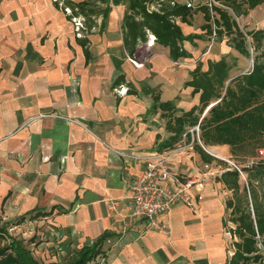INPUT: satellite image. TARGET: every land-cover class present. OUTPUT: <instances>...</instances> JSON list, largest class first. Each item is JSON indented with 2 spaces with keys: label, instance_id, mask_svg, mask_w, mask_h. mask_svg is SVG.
<instances>
[{
  "label": "crops",
  "instance_id": "1",
  "mask_svg": "<svg viewBox=\"0 0 264 264\" xmlns=\"http://www.w3.org/2000/svg\"><path fill=\"white\" fill-rule=\"evenodd\" d=\"M69 1L75 2L0 0V218L32 233V246L22 242L39 264H61L66 257L72 264L100 236L103 254L94 264H223L230 252L222 236L228 191L220 182L206 183L193 207L178 203L162 214L168 232L147 229L132 215L127 187L140 174L142 157L156 150V135L166 137L158 114L148 112L151 94L189 108L197 100L183 87L191 68L176 74L169 64L177 61L154 41L150 72L132 68L128 58L136 52L129 57L123 47L124 12L114 9L106 30L90 15L88 30ZM187 50L186 60L200 56ZM119 73L136 94L125 84L112 87ZM202 163L192 148L168 167L199 178L206 171Z\"/></svg>",
  "mask_w": 264,
  "mask_h": 264
},
{
  "label": "trees",
  "instance_id": "2",
  "mask_svg": "<svg viewBox=\"0 0 264 264\" xmlns=\"http://www.w3.org/2000/svg\"><path fill=\"white\" fill-rule=\"evenodd\" d=\"M216 1L224 6L212 8L217 32L227 33V41L236 50L251 56V69L234 71L224 57L207 59L205 68L197 63L183 83L184 88L191 89L192 96L197 95L196 103L185 109L175 100L162 101L158 93H152L148 112L158 114L166 133L163 139L156 135V150L175 146L184 133L189 140V129L197 125L192 148L199 153L203 164L216 160L223 165V170L214 177L230 193L224 200L227 218L222 219V225L226 227L227 222L232 223L227 230L232 240L230 254L223 264H264V28L244 30L236 21V17L247 15L264 0ZM67 3L74 14L86 17L89 30L93 26L90 15L97 13L85 8L89 2ZM196 12L202 14L201 29L208 36L211 16L203 3L187 6L186 2L178 0H129L121 20L126 54L132 57L138 45L146 43L151 36L156 44L168 49L172 61L190 57L184 46L190 37L184 35L179 22L187 23ZM80 43L87 58V39H81ZM121 84L127 86L128 94H136L133 84L125 81L123 73L116 76L112 87ZM200 143L228 146L230 157L239 170L208 154ZM260 150L263 155L258 154ZM240 172L245 174L243 182ZM25 218V215L18 217L16 223ZM5 233V227L0 226V264H39L22 240L11 236L6 242ZM103 239L100 236L91 245L84 246L72 264L87 261L94 264L97 256L103 254Z\"/></svg>",
  "mask_w": 264,
  "mask_h": 264
},
{
  "label": "rangeland",
  "instance_id": "3",
  "mask_svg": "<svg viewBox=\"0 0 264 264\" xmlns=\"http://www.w3.org/2000/svg\"><path fill=\"white\" fill-rule=\"evenodd\" d=\"M74 1L75 2H78V1L89 2V4L86 5L85 8L87 10L89 9V10H93V11L97 12L96 14H91V17L93 18L94 22H96L98 27H100L101 29H105V30L110 25V23H112V15L111 14H112V12H114V9L116 11H118L119 14H121V12H125L127 10V6L129 4V0H74ZM178 1H185V0H178ZM203 2H204V0H191V3L194 6H196V4H202ZM63 3H65V0H63ZM79 19H80V23H82L83 17L81 15L74 17L75 21L76 20L79 21ZM75 21H74V25H75V28H77V27H79V25H77V22H75ZM236 21H237L239 27L244 29V30H249L252 28H264V4L253 9V10H251V11H249L247 15H242V16L236 17ZM117 22L118 21L116 20V23ZM179 24L181 26V29H182L184 35L190 37L189 41L184 42V46L189 48V50H191V51L196 49L197 52L195 53V56L198 55L199 53H200V56H197V58H194V57H192L191 59L189 58V60L188 59L186 60V58H181L180 60H177V63L169 64V67H171V68L173 67V71L176 72V74L178 73L181 75L182 74L185 75L186 71H183V70L186 69L187 66H188V68L193 69L197 63L201 64L202 68H205L207 57L209 59L210 56L212 59L224 57L227 60V62L231 64L234 71H245L248 67L251 66V64H252L251 56L248 57L246 55L241 54L238 50H236L233 47L231 42L218 41V42L213 43L209 48V46H208L209 44L207 41L208 36L201 29L202 24H204V19H203V16L200 12L194 13L189 18L187 23H180L179 22ZM76 31H78L80 33L81 30L79 28V30L76 29ZM95 31L98 32V30H95ZM200 41L203 42L202 48L198 47V43H200ZM153 46H154V44H152L150 42L146 43V44H142L139 47V49L136 51V54L134 55V57L128 58L129 65L132 66V68H135V69L142 68L143 70L150 72L151 64L149 61L150 59H148V58L150 57V55L153 52H155L154 49L152 48ZM208 50L210 51L209 54L207 53V55L203 56L202 53L205 51L208 52ZM146 86L142 85L141 87L144 88ZM187 98H189V96L186 97V99ZM175 99H179V97L177 96ZM189 101H190V98H189ZM177 104H178V102H177ZM184 105H187V103H184ZM151 116L154 117L157 115H154V116L151 115ZM155 118L157 121L161 122V120L158 116ZM205 148L208 150V152H211L212 154H214V156L215 155L218 156V157H215L216 159L226 161L228 164H231L230 162L235 163V161L230 157L228 146H227V149L224 151V153H222L218 150H213V148H210L208 146H205ZM258 154L260 155V153H258ZM246 163H250V162H246ZM203 165L204 164L202 163V166ZM207 170L209 172H211V174H212L209 176L207 183L208 182L215 183L216 180L214 179V177L216 174H219L223 170V165L215 160L209 165V168ZM244 179H245V174H241V181L243 182ZM228 194H230V193L229 192L226 193L224 198H226V196ZM223 216H224V218H227V211L224 213ZM11 224L12 223H6V222L2 221V218H0V226L5 227L6 233H5L4 237L6 239V242H9V238L12 236V237L19 238V239L23 240L27 246L28 245L32 246V244L30 242L31 240H29V237L31 236L32 233L29 232L27 228H21L20 227V229H16ZM229 226H232L231 222H227L226 227H223V225H222V229H223V231H222L223 235L222 236L224 239L225 248H226L227 252L230 250V246H231L230 243L232 240V238L230 237V234L227 232ZM35 240H37L36 235H35ZM229 254H230V252H229ZM72 259H73L72 257H69V258L66 257L65 259L61 260V264H70Z\"/></svg>",
  "mask_w": 264,
  "mask_h": 264
},
{
  "label": "built area",
  "instance_id": "4",
  "mask_svg": "<svg viewBox=\"0 0 264 264\" xmlns=\"http://www.w3.org/2000/svg\"><path fill=\"white\" fill-rule=\"evenodd\" d=\"M184 2H186L187 6L192 4L191 0H185ZM203 4L208 7L211 16V33L207 38L210 48L215 42L227 41L229 35L225 32L219 34L213 23V6H224L216 0H204ZM68 13H71V11L69 10ZM75 22L79 25L76 29L79 30V28L81 29L83 27V24L80 23V19ZM149 42L153 43L151 36H149L146 41V43ZM249 69H251V66L245 71ZM194 132H198L197 125L189 129L191 135L189 140L186 137V133H184L182 140L175 146L163 150H154L142 157L143 167L140 174L127 181V187L132 197V215L141 218L147 229L168 232L170 227L168 223L161 221V215L168 212L173 205L178 203L193 207L196 197L201 194L209 176L212 175L211 172L207 170L209 168L208 164H204L207 171L199 178L187 177L171 171L168 167V161L172 157L182 156L188 150L192 149ZM201 146L205 147L202 144ZM259 153L263 155L261 150ZM230 163L232 167L239 170L234 163ZM241 174L240 172V175Z\"/></svg>",
  "mask_w": 264,
  "mask_h": 264
}]
</instances>
